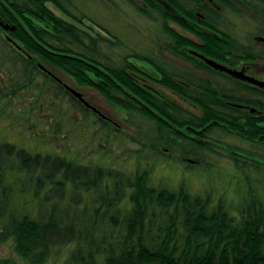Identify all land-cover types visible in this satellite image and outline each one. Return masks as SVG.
Listing matches in <instances>:
<instances>
[{"label": "trees", "instance_id": "1", "mask_svg": "<svg viewBox=\"0 0 264 264\" xmlns=\"http://www.w3.org/2000/svg\"><path fill=\"white\" fill-rule=\"evenodd\" d=\"M68 1L0 0V264H264V86L208 62L236 71V37L200 20L194 45L166 23L194 18L180 0H166L177 16L121 0L161 25L140 53ZM245 3L264 19V0ZM217 5L205 16L243 15ZM178 165L211 183H151Z\"/></svg>", "mask_w": 264, "mask_h": 264}, {"label": "rangeland", "instance_id": "2", "mask_svg": "<svg viewBox=\"0 0 264 264\" xmlns=\"http://www.w3.org/2000/svg\"><path fill=\"white\" fill-rule=\"evenodd\" d=\"M118 1L119 6L116 7L107 3L104 0H69L67 3V7L72 13L77 16L83 14L92 18L95 22L107 29L110 33L119 37V39H121L123 42L127 43L130 48L140 50V53H148L147 49H150V38L152 36L159 37V26H161L160 23L152 20L150 21V19L144 18V16H141L140 14L136 13L135 10L126 2L121 0ZM48 7L53 10L58 16L69 20V18L61 14L51 4H48ZM234 21L237 23L236 31L239 34L240 32L242 33L244 29V24L241 23V21L238 19ZM239 34H237V37L241 36ZM258 66L261 67V69L259 67V71L264 70V62H261ZM52 69L55 70V72L65 82L69 83L73 88L79 91L83 95V97L90 104H92L93 107H95L100 113L108 116L116 123H119L124 126L123 118L125 114L122 109L106 101L100 94H98L93 89L85 86H79L75 84V82H73V80L68 75L54 68ZM261 74L262 72L258 73L257 75L261 76ZM167 93L170 94L169 91H167ZM183 104L186 105V103ZM225 140L230 143L239 142V140L233 137H226ZM242 145L245 144L243 143ZM221 166L224 167L227 171L232 172V167L226 161H221ZM183 167V165H178L174 166L171 170H167L166 168L164 171L163 169H158L156 170V175L153 177L151 183L156 184L163 181L165 182V184L167 182L169 184L168 186H170L172 184L175 185L181 179H184L185 182L189 186H191L192 189H200V187H207L208 183H211L210 177H207L203 174L193 175L192 173H184L185 170ZM161 171L163 172L161 173ZM159 172L165 176V179L161 176H158L159 174L157 173ZM218 173L219 174L217 176L220 178L218 180L219 183H223V181L225 182V180L229 178V176H224L220 172ZM228 192H230V194L232 193L240 195V190L236 187H229Z\"/></svg>", "mask_w": 264, "mask_h": 264}, {"label": "flooded vegetation", "instance_id": "3", "mask_svg": "<svg viewBox=\"0 0 264 264\" xmlns=\"http://www.w3.org/2000/svg\"><path fill=\"white\" fill-rule=\"evenodd\" d=\"M151 1L152 0H133L136 5H139L141 8L147 10H150ZM161 1L167 3L169 6H172L166 0ZM199 1H201V5H198L195 0H180V3L183 5V7H185L187 12V8L190 7L189 9H191V11L194 10L195 14L194 18H190L189 20L183 17L181 13L180 15H178V20L184 21L183 23L186 26H183L178 22H173L170 19H167L166 23L169 25L170 28L175 30L178 35L188 38L195 45L202 43L200 37L197 34V31L210 32V28L207 26H203L200 23V20H204L206 22L215 21L217 24L220 25V28L224 29V31H228L227 35H234L237 39L236 42L239 44V51L241 52L240 58L238 59V62L233 63L230 68L236 70V72H238L243 77V79L249 82H251L250 80H256L264 83V70L259 71L261 67L258 66L261 62H264V19L260 16L252 15V10L248 6H246L245 3V1L248 2L250 0H229V3H232L234 6L237 3L239 4V7L241 8L240 10L243 13L242 16L228 15V13L225 15L221 14V16L217 18H214L210 15L205 16V8L202 6L206 5L207 7L211 6L213 8L215 7L217 9H220V6L217 5V0ZM235 1H237V3ZM207 9L208 8H206V10ZM233 19H238L241 21V23L244 24V29L242 33L240 32L239 34L236 31L237 23ZM237 34L241 36H238V38ZM189 52H191L192 54H196L194 50H189ZM260 72H262L261 76L257 75ZM179 102L182 101L180 100Z\"/></svg>", "mask_w": 264, "mask_h": 264}, {"label": "water", "instance_id": "4", "mask_svg": "<svg viewBox=\"0 0 264 264\" xmlns=\"http://www.w3.org/2000/svg\"><path fill=\"white\" fill-rule=\"evenodd\" d=\"M161 2L166 6V8H168L171 12H173L177 16L176 11L171 6H169L167 3L163 2V1H161ZM208 62L211 65L215 66L216 68H220V69L226 70L228 72H234V73H236V71H232L229 68H226V67H224V66H222L220 64H217L214 61H208ZM250 81L253 82V83H255V84H257V85H259V86H264V83H262V82H259V81H256V80H250ZM71 91H72V93L75 96H77L78 98H81L82 99V96H81V94L79 92L75 91L74 89H71Z\"/></svg>", "mask_w": 264, "mask_h": 264}]
</instances>
